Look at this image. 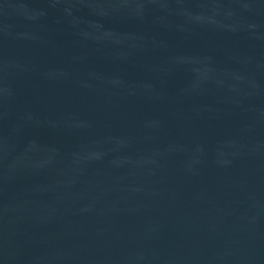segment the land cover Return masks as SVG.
Listing matches in <instances>:
<instances>
[{
	"label": "water",
	"instance_id": "95a60500",
	"mask_svg": "<svg viewBox=\"0 0 264 264\" xmlns=\"http://www.w3.org/2000/svg\"><path fill=\"white\" fill-rule=\"evenodd\" d=\"M0 264H264V0H0Z\"/></svg>",
	"mask_w": 264,
	"mask_h": 264
}]
</instances>
